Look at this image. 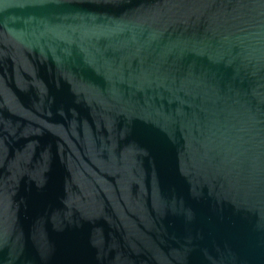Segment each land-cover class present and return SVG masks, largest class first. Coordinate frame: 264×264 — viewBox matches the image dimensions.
I'll list each match as a JSON object with an SVG mask.
<instances>
[{
	"label": "water",
	"instance_id": "obj_1",
	"mask_svg": "<svg viewBox=\"0 0 264 264\" xmlns=\"http://www.w3.org/2000/svg\"><path fill=\"white\" fill-rule=\"evenodd\" d=\"M0 264H264V0H0Z\"/></svg>",
	"mask_w": 264,
	"mask_h": 264
}]
</instances>
